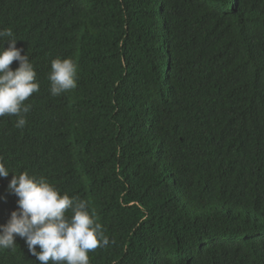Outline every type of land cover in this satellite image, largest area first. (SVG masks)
<instances>
[{"label":"trees","instance_id":"16d2710c","mask_svg":"<svg viewBox=\"0 0 264 264\" xmlns=\"http://www.w3.org/2000/svg\"><path fill=\"white\" fill-rule=\"evenodd\" d=\"M6 28L40 88L0 161L88 202L90 264H264V0H0ZM57 57L77 87L53 97ZM15 244L0 264H38Z\"/></svg>","mask_w":264,"mask_h":264},{"label":"clouds","instance_id":"9594fccd","mask_svg":"<svg viewBox=\"0 0 264 264\" xmlns=\"http://www.w3.org/2000/svg\"><path fill=\"white\" fill-rule=\"evenodd\" d=\"M5 41L7 49L2 46ZM16 41L11 28L0 30V117L15 116L16 128L23 129L31 110L25 101L39 91L40 85L29 56L21 54L23 49L16 47ZM13 61L18 63L15 70L10 68ZM77 71L71 57L52 59L47 73L50 95L56 97L75 89ZM10 173L7 192L18 198L17 209L0 225V249L15 248L19 237L38 264H90L88 253L109 245L86 200L61 194L42 175L27 171L13 174L0 161V178Z\"/></svg>","mask_w":264,"mask_h":264}]
</instances>
